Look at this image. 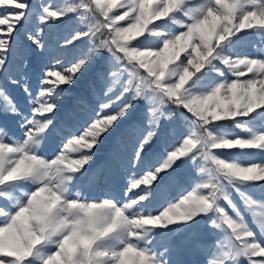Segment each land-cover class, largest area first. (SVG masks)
I'll return each mask as SVG.
<instances>
[{"label":"snow or ice","instance_id":"snow-or-ice-1","mask_svg":"<svg viewBox=\"0 0 264 264\" xmlns=\"http://www.w3.org/2000/svg\"><path fill=\"white\" fill-rule=\"evenodd\" d=\"M0 264H264V0H0Z\"/></svg>","mask_w":264,"mask_h":264},{"label":"rangeland","instance_id":"rangeland-1","mask_svg":"<svg viewBox=\"0 0 264 264\" xmlns=\"http://www.w3.org/2000/svg\"><path fill=\"white\" fill-rule=\"evenodd\" d=\"M248 39L254 40L255 38L249 36ZM244 51H247L249 54H253V55L257 54V53H254L253 52V50H252V48L250 46L248 48L244 49ZM226 127L228 129H230L232 132L237 133V134H240L239 133V130L233 128L230 124H227ZM221 151H222V154L225 155V156L231 157L232 155H237L240 158L241 161L247 162L245 160V157L248 155V153H246V152H241L240 150H237V149H233V150H221ZM255 159L256 160H259L260 159L259 155H257L255 157ZM135 174L137 176H139L141 174V172L140 171H137ZM128 178L129 179L131 178V174H128ZM124 183H127V180H124ZM161 204H162V201L160 199H155L153 201L152 205L149 206V210H155L157 208H160Z\"/></svg>","mask_w":264,"mask_h":264}]
</instances>
